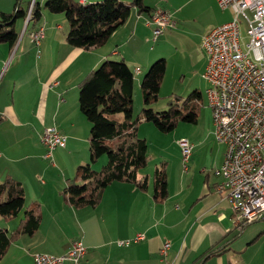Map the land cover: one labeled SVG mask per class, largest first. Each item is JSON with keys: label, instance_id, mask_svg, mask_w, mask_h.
Masks as SVG:
<instances>
[{"label": "crops", "instance_id": "crops-1", "mask_svg": "<svg viewBox=\"0 0 264 264\" xmlns=\"http://www.w3.org/2000/svg\"><path fill=\"white\" fill-rule=\"evenodd\" d=\"M33 1L22 0V4ZM45 1L39 0L41 5ZM216 2L206 0L208 6L203 3L206 8L212 7L213 15L198 34L200 38L232 18L230 10ZM16 3L17 0H0V11H12ZM145 3L171 11L176 21L156 42L162 36L174 38L180 33L192 1ZM50 13L44 10L45 36L39 47L25 20L18 21L21 36L14 47L0 43V181L7 176L20 180L27 202L39 201L42 208L37 231L33 235L22 234L12 242L0 264H35V253L60 255L76 240L87 247L85 264H264V222L260 223L264 219L233 228L229 199L216 190L221 178L216 170L223 164L226 145L215 136L213 116L215 138L208 150H200V142L195 150L193 146L188 161L191 166L184 168L180 138V155L174 156V161L161 159L167 162L168 172V195L164 200L157 201L153 196L154 174L152 178L147 171L149 156L142 171L148 177L146 189L115 181L105 187L96 205L76 207L64 200L62 191L68 178L75 175L79 165L90 161L91 123L79 107L80 81L105 59H124L136 70L135 91L151 62L162 53L145 48L153 37L150 14L138 13L134 7L108 41L92 50L71 46L66 40L68 29L64 32L60 23L62 18ZM199 42L202 43L198 40L190 48L192 63L202 48ZM164 79L165 76L161 87ZM49 125L67 137L66 145L55 148L52 158L44 156L46 147L41 140ZM145 126L155 132L144 121L139 126L140 135ZM12 221L4 220L3 226L13 230L16 226L10 229ZM140 232L145 234L144 239L129 245L118 244L119 239L133 238ZM165 241L170 246L167 254L162 255L160 249Z\"/></svg>", "mask_w": 264, "mask_h": 264}, {"label": "trees", "instance_id": "trees-1", "mask_svg": "<svg viewBox=\"0 0 264 264\" xmlns=\"http://www.w3.org/2000/svg\"><path fill=\"white\" fill-rule=\"evenodd\" d=\"M133 7L138 13H149L154 7L145 0H39L22 4L17 0L12 11H0V43L14 47L21 36L18 21L25 20L32 32L41 28L44 10L64 13L68 22L67 42L86 50L104 45L118 27L126 22ZM30 13V14H29ZM149 17V18H150ZM26 29V30H27ZM40 43L33 42L39 47ZM166 71L164 57L154 61L141 80L144 99L142 116H134V71L124 59H105L92 69L79 83V107L91 123L89 162L77 167L73 177L68 178L63 189L67 203L76 207L96 205L106 186L115 181L130 182L141 189L148 187V177L143 169L148 164V141L139 133L142 122H153L163 131L173 130L179 121L196 123L203 105V93L190 92L184 99L170 97L165 110L152 106L159 100L160 88ZM115 114H122L116 118ZM107 162L95 169L92 163L102 156ZM167 162L162 161L154 170L155 200H164L168 195ZM21 212L18 225L9 230L0 224V259L12 242L22 234L33 235L40 226L42 208L39 201L28 203L23 183L7 176L0 181V217L5 221L15 220Z\"/></svg>", "mask_w": 264, "mask_h": 264}, {"label": "built area", "instance_id": "built-area-1", "mask_svg": "<svg viewBox=\"0 0 264 264\" xmlns=\"http://www.w3.org/2000/svg\"><path fill=\"white\" fill-rule=\"evenodd\" d=\"M229 9L232 18L212 27L202 39L207 56L203 73L208 82L207 95L211 102L215 136L226 145L224 161L217 174L221 177L216 190L229 199L233 211V228L264 219V0H217ZM30 14V13H29ZM248 24L247 41L241 33L242 22ZM153 40L176 21L171 11L156 8L148 20ZM41 28L31 33L40 43ZM46 147L44 156L52 158L58 146H65L67 137L49 125L41 134ZM184 168L194 144L185 137L178 140ZM145 238L143 232L133 238L119 239L118 244L129 245ZM165 241L160 249L167 254ZM87 247L81 240L60 255L35 253V264H85Z\"/></svg>", "mask_w": 264, "mask_h": 264}, {"label": "rangeland", "instance_id": "rangeland-1", "mask_svg": "<svg viewBox=\"0 0 264 264\" xmlns=\"http://www.w3.org/2000/svg\"><path fill=\"white\" fill-rule=\"evenodd\" d=\"M191 1L192 3L186 9V17H184V22H181L182 24L184 23V28H182L179 34H177L174 38H166V36H162L161 38H159V41L156 42L155 40H153V38L151 40L150 37V40H148L144 45L148 51L155 49L156 52L160 51L162 53L161 56H158L151 63L162 57L166 58L167 60L166 75L160 92L161 97L152 105L155 110H165L167 108L168 99L172 96L177 98V100H182L190 92L196 89L202 91L203 93V105L201 107V112L196 123L179 121L177 123V126L173 130L169 132H163L159 130L153 122L146 121V123L150 124V126H152V128L156 132H151L147 129V126H145V130H142L141 132V136L145 137L149 144V166L147 167V171L152 174V178L156 165L161 162V159H171V161H174L175 159L173 157L176 155H180L177 149V140L179 138H188L194 144V150L195 148H197L199 142L200 150L206 148L208 150L211 146V139L214 140L215 138L212 133L213 122L210 108L211 106L209 105V100L206 96V87L208 85V82H206L203 76V72L207 63V56L201 47L198 52V56L195 59V63H192L190 61L188 55L190 52V48L194 45V43H196L198 40L202 41L203 36L200 38L198 34H200L204 30L206 25L211 21L213 10L211 6L210 8L205 7L209 5V3H206V0ZM204 2L206 3L205 6H203ZM217 8L220 9L218 5ZM53 15L62 18L60 20V23L64 27L63 30L65 32L68 29V22L65 14L54 13ZM181 18L183 21L182 16ZM247 28L248 24L243 21L241 24V33L244 41L248 40ZM199 43L201 46V42ZM133 71L136 72L134 68ZM144 105L145 104L142 95L141 83L140 85H138L137 83V87L134 91L133 102V111L135 117L142 116ZM114 117L120 119L122 117V114H115ZM106 162L107 156L104 155L97 162L92 163V166L95 169H100ZM188 165L191 166V162ZM3 179H1V181ZM23 216L24 212H21L20 215L11 222L10 229L17 226L20 218ZM262 222H264V220L260 221V223ZM0 223L2 225L6 224L2 217H0ZM262 242H264V236L262 238Z\"/></svg>", "mask_w": 264, "mask_h": 264}, {"label": "bare ground", "instance_id": "bare-ground-1", "mask_svg": "<svg viewBox=\"0 0 264 264\" xmlns=\"http://www.w3.org/2000/svg\"><path fill=\"white\" fill-rule=\"evenodd\" d=\"M209 105L211 106V102L209 101Z\"/></svg>", "mask_w": 264, "mask_h": 264}]
</instances>
